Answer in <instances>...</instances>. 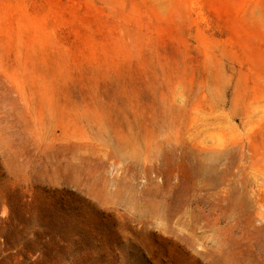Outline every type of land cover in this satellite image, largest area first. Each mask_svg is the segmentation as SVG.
<instances>
[{
	"label": "rangeland",
	"instance_id": "obj_1",
	"mask_svg": "<svg viewBox=\"0 0 264 264\" xmlns=\"http://www.w3.org/2000/svg\"><path fill=\"white\" fill-rule=\"evenodd\" d=\"M0 264H264V0H0Z\"/></svg>",
	"mask_w": 264,
	"mask_h": 264
}]
</instances>
